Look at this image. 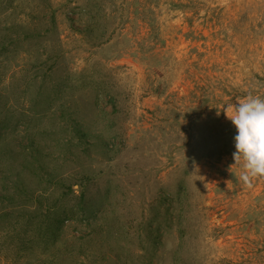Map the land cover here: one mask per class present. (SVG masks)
<instances>
[{"label":"rangeland","instance_id":"1","mask_svg":"<svg viewBox=\"0 0 264 264\" xmlns=\"http://www.w3.org/2000/svg\"><path fill=\"white\" fill-rule=\"evenodd\" d=\"M248 94L264 0H0V264H264Z\"/></svg>","mask_w":264,"mask_h":264},{"label":"clouds","instance_id":"2","mask_svg":"<svg viewBox=\"0 0 264 264\" xmlns=\"http://www.w3.org/2000/svg\"><path fill=\"white\" fill-rule=\"evenodd\" d=\"M227 118L235 127L234 164L241 167L239 179L247 186L264 176V98L248 94L227 107Z\"/></svg>","mask_w":264,"mask_h":264}]
</instances>
